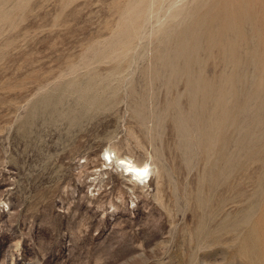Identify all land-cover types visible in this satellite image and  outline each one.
I'll return each instance as SVG.
<instances>
[{
	"label": "rangeland",
	"instance_id": "obj_1",
	"mask_svg": "<svg viewBox=\"0 0 264 264\" xmlns=\"http://www.w3.org/2000/svg\"><path fill=\"white\" fill-rule=\"evenodd\" d=\"M225 2L0 0V264H264V40L221 51Z\"/></svg>",
	"mask_w": 264,
	"mask_h": 264
},
{
	"label": "bare ground",
	"instance_id": "obj_2",
	"mask_svg": "<svg viewBox=\"0 0 264 264\" xmlns=\"http://www.w3.org/2000/svg\"><path fill=\"white\" fill-rule=\"evenodd\" d=\"M257 1H261L263 3V4L261 3L262 6H260L261 8L259 7L260 8L259 10L255 9L256 5H258V2L255 4L256 0H226L225 6H223L222 9L219 7L220 10L218 11V16L217 17L213 16L214 18H212L211 19L212 21H210L209 23L210 24H213V23L217 24L219 26V33H220L219 35H224V38H227V40H230V43H227L225 41L227 43V45H225V47L221 51L224 52L226 50L227 53H229L228 55H234L233 53L237 52L238 46H239L236 43V41H238L240 44L246 40V34L244 32V29H245V27H248V26H250L251 30L253 29L252 30V32L254 33L253 37H259L261 39V41L264 40V0H257ZM201 3H203V2H201ZM200 6L201 5H199V7ZM229 8H235L234 9L235 11L232 14V16L227 17L226 16L227 11H225V9H229ZM208 11H210V9ZM260 13L262 14V18H263L262 21L258 20V18H257V16H259ZM207 15H208V12H207ZM203 16H205V15H203ZM209 16H210V14H209ZM207 18H208V16H207ZM197 22L201 23V22H199V20L196 21V23ZM205 24H206V19H205ZM204 27H205V25H204ZM196 28H198V27H196ZM212 29H213V27H212ZM198 30H199V28H198ZM210 34H212V31L210 32ZM253 37H251L252 41H253ZM255 50H256V47H255ZM111 154H112V152L110 150L106 152V156H108V159L111 161L110 163H113L114 159L111 160L112 159ZM115 163L118 165V167H121L123 173H126L132 179L135 178L136 181L148 183L151 180V179L146 180V178L148 177V174L151 170L150 164H148V163L137 164V162L135 163L133 161V159H131V158H127V157L121 158V157H117L116 155H115Z\"/></svg>",
	"mask_w": 264,
	"mask_h": 264
}]
</instances>
